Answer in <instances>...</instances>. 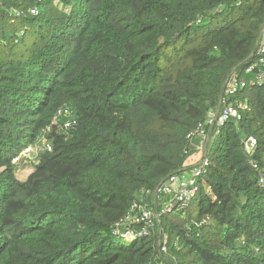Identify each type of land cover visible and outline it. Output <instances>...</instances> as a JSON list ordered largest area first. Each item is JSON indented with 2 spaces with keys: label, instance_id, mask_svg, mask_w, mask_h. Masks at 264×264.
<instances>
[{
  "label": "trees",
  "instance_id": "obj_1",
  "mask_svg": "<svg viewBox=\"0 0 264 264\" xmlns=\"http://www.w3.org/2000/svg\"><path fill=\"white\" fill-rule=\"evenodd\" d=\"M263 27L264 0H0V264L153 263L156 236L111 227L188 169L187 136ZM230 103L248 107L212 138L196 197L161 218L170 264H264V88Z\"/></svg>",
  "mask_w": 264,
  "mask_h": 264
},
{
  "label": "built area",
  "instance_id": "obj_2",
  "mask_svg": "<svg viewBox=\"0 0 264 264\" xmlns=\"http://www.w3.org/2000/svg\"><path fill=\"white\" fill-rule=\"evenodd\" d=\"M36 13L35 9L31 10L32 15ZM247 87L264 88V27L256 42L255 50L247 60V65L234 68L226 77L216 111L209 113L204 122L199 123L187 136L192 145L197 141L195 149L200 153L199 160L188 166L187 170L176 172L161 181L152 191H142L140 198L134 202L129 212L111 227V235L115 240L128 243L140 238L156 236V256L151 264H170L167 237L160 225L161 218L163 215L183 213L196 197L198 180L208 166L207 147L226 122L240 121L238 108L242 111L247 110V103L234 107L230 99ZM59 115L70 117V121L73 119V112L69 109L59 111ZM70 121L65 124L66 127L69 126ZM41 142L44 143L45 139ZM242 145L245 153H251L256 146V139L245 137ZM259 183L264 185L262 174L259 175ZM148 197L151 198L150 203L145 202Z\"/></svg>",
  "mask_w": 264,
  "mask_h": 264
},
{
  "label": "rangeland",
  "instance_id": "obj_3",
  "mask_svg": "<svg viewBox=\"0 0 264 264\" xmlns=\"http://www.w3.org/2000/svg\"><path fill=\"white\" fill-rule=\"evenodd\" d=\"M35 154H36V151L34 150L33 147H31V148L29 147L26 150L22 151L20 157L23 159H27V160H21L19 162V167H23L27 162H31V160L34 158ZM199 157H200V153L193 151L189 156L188 166H190V165L192 166L193 164H195L199 160ZM25 177H26V173H25L23 178H25ZM110 240L111 241H117L114 239V237L112 235L110 236Z\"/></svg>",
  "mask_w": 264,
  "mask_h": 264
},
{
  "label": "water",
  "instance_id": "obj_4",
  "mask_svg": "<svg viewBox=\"0 0 264 264\" xmlns=\"http://www.w3.org/2000/svg\"><path fill=\"white\" fill-rule=\"evenodd\" d=\"M222 94V93H221Z\"/></svg>",
  "mask_w": 264,
  "mask_h": 264
}]
</instances>
